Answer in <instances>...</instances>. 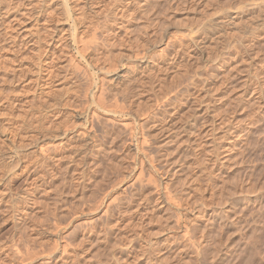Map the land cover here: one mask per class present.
Here are the masks:
<instances>
[{
  "label": "rangeland",
  "instance_id": "1",
  "mask_svg": "<svg viewBox=\"0 0 264 264\" xmlns=\"http://www.w3.org/2000/svg\"><path fill=\"white\" fill-rule=\"evenodd\" d=\"M0 264H264V0H0Z\"/></svg>",
  "mask_w": 264,
  "mask_h": 264
},
{
  "label": "bare ground",
  "instance_id": "2",
  "mask_svg": "<svg viewBox=\"0 0 264 264\" xmlns=\"http://www.w3.org/2000/svg\"><path fill=\"white\" fill-rule=\"evenodd\" d=\"M65 10V9H64ZM67 15V14H66ZM94 34H96V33H94ZM94 37V36H93ZM75 38H78V36H75ZM95 38V37H94ZM77 40V39H76ZM79 40V39H78ZM83 40H81V41H78V44L80 43V42H82ZM77 41H75V43H76ZM84 42H82V53H85V52H88L89 51V49L92 47H89L88 48V50H87V47H86V43L85 44H83ZM77 44V45H78ZM81 44V43H80ZM85 45V46H84ZM90 45V44H89ZM88 44H87V46H89ZM81 46V45H80ZM78 47V46H77ZM95 48V47H94ZM95 50V49H94ZM95 52V51H94ZM90 53H92L91 51H90ZM88 54V53H87ZM93 54V53H92ZM84 56H85V54H84ZM74 58V57H73ZM85 58V57H84ZM72 59V58H71ZM75 59V58H74ZM74 59H72V61L74 60ZM71 62V61H70ZM90 62V61H89ZM74 63V62H73ZM110 64V63H109ZM71 65V64H70ZM112 65V64H111ZM115 65V64H114ZM114 65H112L113 67H114ZM112 66H109V67H112ZM79 67V66H78ZM112 67V68H113ZM86 70V69H85ZM114 71V70H113ZM85 73V72H84ZM88 73V72H87ZM87 73H85V74H87ZM101 94H102V92H101ZM97 95V96H94V98H95V101H96V105H98L101 109H103V110H105L107 113H111V114H114L115 115V113L114 112H116L117 114H118V112L120 111V110H118V112H117V110L115 111V109H114V103L112 104V105H107V103H105L106 101H105V99H103V96L102 95ZM104 98H106V97H104ZM108 104H109V102H108ZM111 104V103H110ZM111 107V108H110ZM119 108V107H118ZM126 108V107H125ZM122 109V108H121ZM94 112V110L92 111V113ZM123 113H124V110H123ZM89 114V113H88ZM93 114H95V113H93ZM92 114V116H95V115H93ZM105 114V113H104ZM103 114V115H104ZM121 112H120V116H121ZM125 114V113H124ZM89 116V115H88ZM109 116V115H108ZM110 117V116H109ZM93 118V117H92ZM91 118V119H92ZM84 119H87V115H86V117H84ZM107 119V118H106ZM86 121V120H85ZM88 121V120H87ZM91 121V120H90ZM86 124V123H85ZM84 124V125H85ZM88 124V123H87ZM95 124V123H94ZM123 124H125V123H123ZM84 125L82 126V127H84ZM126 126H130V125H128V124H125ZM86 127H87V125H86ZM93 127V128H92ZM92 127H90V128H85L84 130H83V132H82V134H83V137L85 138V139H88V141L89 140H91L92 141V143L93 144H97V141H98V136H97V134H96V131L98 130L97 129V127H96V131L95 130H93L94 129V127L95 126H92ZM134 127V126H133ZM131 128H132V126H131ZM130 128V129H131ZM135 129V128H134ZM132 130V129H131ZM130 130V131H131ZM136 130V129H135ZM78 131V130H77ZM107 131V130H106ZM134 131V130H133ZM67 132V131H66ZM79 132V131H78ZM80 132H81V130H80ZM104 132V131H103ZM102 132V133H103ZM98 133V132H97ZM131 133H133V132H131ZM81 134V135H82ZM99 134V133H98ZM103 136V135H102ZM109 137H110V135H109ZM100 138V137H99ZM145 139H143L141 142H143ZM90 141V142H91ZM100 141V140H99ZM89 143V142H88ZM101 143V142H100ZM99 143V144H100ZM91 145V144H90ZM99 146H101V145H99ZM99 146H94L95 148H98ZM97 150V149H96ZM97 205V204H96ZM98 207H99V205H98ZM96 208V207H95ZM98 210V209H97ZM64 248H66V246L64 247ZM63 248V249H64ZM23 256V255H22ZM24 257H25V255H24ZM30 258H31V255H30ZM24 260H26V259H24ZM29 260H31V259H29ZM28 261V260H27Z\"/></svg>",
  "mask_w": 264,
  "mask_h": 264
}]
</instances>
